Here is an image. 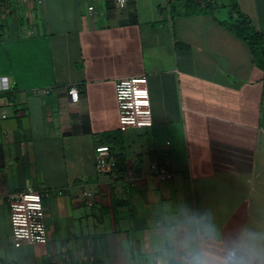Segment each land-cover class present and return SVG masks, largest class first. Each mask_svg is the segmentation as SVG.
Returning a JSON list of instances; mask_svg holds the SVG:
<instances>
[{
  "label": "crops",
  "instance_id": "crops-1",
  "mask_svg": "<svg viewBox=\"0 0 264 264\" xmlns=\"http://www.w3.org/2000/svg\"><path fill=\"white\" fill-rule=\"evenodd\" d=\"M199 1L213 12L179 14L186 0L0 6L14 69L0 91V264H150L158 236L190 217L226 242L264 231V70L222 23L232 0ZM238 3L264 34V0ZM141 76L154 124L121 131L116 83ZM111 134L124 169L102 173L95 150ZM27 187L50 193L49 240L16 247L9 200Z\"/></svg>",
  "mask_w": 264,
  "mask_h": 264
},
{
  "label": "built area",
  "instance_id": "built-area-1",
  "mask_svg": "<svg viewBox=\"0 0 264 264\" xmlns=\"http://www.w3.org/2000/svg\"><path fill=\"white\" fill-rule=\"evenodd\" d=\"M13 1H32L37 4H43L45 0H0V6ZM117 1L123 7L127 0ZM11 88L12 84L9 77L0 75V91L10 90ZM33 92L35 94H49L51 91L50 89H35ZM140 93L144 94L140 95ZM68 94L71 101H79L80 91L77 86H70ZM116 100L119 110V129L121 131L153 126L152 102L146 76L119 79L116 83ZM95 157L99 172H111L117 167V159L107 144H100L96 147ZM155 168L157 176L162 181L172 179L173 173L167 166H155ZM131 174L132 176L134 175L133 172ZM49 194L48 190L42 191L27 187L9 200L10 224L16 247H21L25 244H45L48 242L49 236L45 223L46 207L44 200ZM84 197L90 202L93 198V192L86 190Z\"/></svg>",
  "mask_w": 264,
  "mask_h": 264
},
{
  "label": "clouds",
  "instance_id": "clouds-1",
  "mask_svg": "<svg viewBox=\"0 0 264 264\" xmlns=\"http://www.w3.org/2000/svg\"><path fill=\"white\" fill-rule=\"evenodd\" d=\"M150 264H264V231L241 229L227 242L204 217H190L158 236Z\"/></svg>",
  "mask_w": 264,
  "mask_h": 264
},
{
  "label": "trees",
  "instance_id": "trees-1",
  "mask_svg": "<svg viewBox=\"0 0 264 264\" xmlns=\"http://www.w3.org/2000/svg\"><path fill=\"white\" fill-rule=\"evenodd\" d=\"M186 1L187 2L185 4L184 10L179 11V14L194 15L213 12L212 3L203 5L199 0ZM222 23L234 35L246 42L253 54L254 61L259 67L264 70V34L256 29L249 15L241 10L238 0H232V7L228 13V17L224 21H222ZM10 54L11 52L8 51V56H10ZM10 67L11 69H8V67L5 66L4 51H1L0 75L10 73L14 74L13 66ZM113 135L114 134H111L107 136L104 141H101V144L109 145L112 150L113 146H115V140L116 138H118V135H114V137L111 138ZM115 156L117 157V167L115 169L121 171L124 169L125 159L117 154Z\"/></svg>",
  "mask_w": 264,
  "mask_h": 264
},
{
  "label": "snow or ice",
  "instance_id": "snow-or-ice-1",
  "mask_svg": "<svg viewBox=\"0 0 264 264\" xmlns=\"http://www.w3.org/2000/svg\"><path fill=\"white\" fill-rule=\"evenodd\" d=\"M144 93H140V95H143Z\"/></svg>",
  "mask_w": 264,
  "mask_h": 264
}]
</instances>
